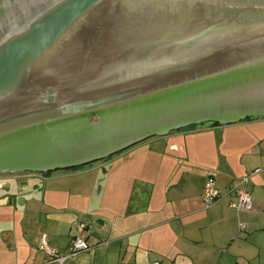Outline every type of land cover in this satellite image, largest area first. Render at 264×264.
Segmentation results:
<instances>
[{"label": "water", "instance_id": "1", "mask_svg": "<svg viewBox=\"0 0 264 264\" xmlns=\"http://www.w3.org/2000/svg\"><path fill=\"white\" fill-rule=\"evenodd\" d=\"M258 117L264 0H0V172Z\"/></svg>", "mask_w": 264, "mask_h": 264}, {"label": "crops", "instance_id": "2", "mask_svg": "<svg viewBox=\"0 0 264 264\" xmlns=\"http://www.w3.org/2000/svg\"><path fill=\"white\" fill-rule=\"evenodd\" d=\"M171 135L105 162L121 159L94 179L96 194L79 193L72 206L51 205L64 192L45 191L51 204L35 212L42 217L17 203L39 200L22 193L27 182L0 178L2 264H58L40 249V235L67 253L79 223L89 248L63 264H264V117ZM250 173L252 208L236 211L234 182ZM209 177L222 196L206 205Z\"/></svg>", "mask_w": 264, "mask_h": 264}, {"label": "rangeland", "instance_id": "3", "mask_svg": "<svg viewBox=\"0 0 264 264\" xmlns=\"http://www.w3.org/2000/svg\"><path fill=\"white\" fill-rule=\"evenodd\" d=\"M206 126H212L210 122H204L201 124H192L180 129H176V130H172L170 131L169 135L173 136L171 134H175L177 132H181V131H186V130H196V129H200ZM168 136V135H167ZM163 136H152L150 138H147L139 143H137L136 145L143 143V142H147L149 140H154L156 138H162ZM166 137V136H165ZM182 137V136H181ZM190 137V136H189ZM172 140V138L174 137H170ZM191 138V137H190ZM133 145L129 148L123 149L120 152H116L110 156H107L105 158L99 159V160H95V161H91L82 165H78L75 166V168H65V169H60V170H50L47 173V176L41 177L39 172H33L34 175H38L39 177H34V178H29L27 179L26 177H23L24 180L22 181L23 183L28 184L27 187L23 188L22 193H25V195H27V192L30 193H34V195H36L37 201H31V202H27L25 203L23 200H21L20 202L17 201L18 204H23L26 205L25 210L27 211L26 214L28 216L35 215V217L40 216L42 217V215H38L37 210H42L44 205L49 206L50 204L46 202H43L42 199L45 196L48 195L49 192L45 193V191L48 190H61L64 193H54L53 195L54 200H50L53 203L51 205L53 206H72L74 204V202H79V198L76 196L77 194L81 193L83 194L84 191L86 194H90V195H94L97 193V191L99 190V186L100 183H97L95 186L93 185V181L96 177H98L97 179L103 177L105 175V171L114 168L117 166L118 163H120L121 159H117L113 162H110L108 164H105V162H107L108 160H110L111 158H114L116 156L121 155L122 153H124L125 151H127L128 149L136 146ZM101 166L100 169H95L94 168H99ZM93 170V171H91ZM0 177H6V174H1ZM11 180L6 181V183L10 182ZM0 188H1V183H0ZM57 194H59V196L57 197ZM61 202V203H60ZM3 256L1 254V250H0V264L3 263Z\"/></svg>", "mask_w": 264, "mask_h": 264}, {"label": "built area", "instance_id": "4", "mask_svg": "<svg viewBox=\"0 0 264 264\" xmlns=\"http://www.w3.org/2000/svg\"><path fill=\"white\" fill-rule=\"evenodd\" d=\"M251 173L237 178L234 182L232 189L234 191L235 199L231 201L229 205L236 211H245L252 208L251 195L246 189V184ZM202 195L206 205L214 203L222 196L221 191L215 187L214 180L211 177H209L204 183ZM84 226V223H79L77 225L78 233L73 237L67 253H59L51 247L47 242L45 233L40 235L39 247L50 257L52 261L58 264H63L74 254L83 252L89 248V245L83 235ZM150 264L158 263L151 262Z\"/></svg>", "mask_w": 264, "mask_h": 264}, {"label": "flooded vegetation", "instance_id": "5", "mask_svg": "<svg viewBox=\"0 0 264 264\" xmlns=\"http://www.w3.org/2000/svg\"><path fill=\"white\" fill-rule=\"evenodd\" d=\"M92 121H96L97 120V117L96 116H92L90 118ZM35 173V172H34ZM33 171H22V172H19V171H3V172H0V175L1 174H6V177H2V178H6L8 180H11V181H14L18 184L22 183V181L24 180L23 177H26L27 179L29 178H34V177H39L38 175H34ZM40 173V176L41 177H44V176H47V172H44V173ZM1 178V177H0Z\"/></svg>", "mask_w": 264, "mask_h": 264}, {"label": "trees", "instance_id": "6", "mask_svg": "<svg viewBox=\"0 0 264 264\" xmlns=\"http://www.w3.org/2000/svg\"><path fill=\"white\" fill-rule=\"evenodd\" d=\"M211 123V125L212 126H217L218 125V123H216V122H210ZM75 168V167H74ZM48 174V173H47Z\"/></svg>", "mask_w": 264, "mask_h": 264}]
</instances>
